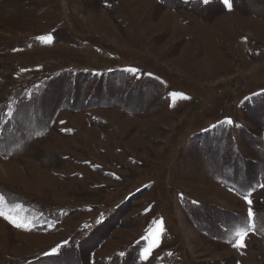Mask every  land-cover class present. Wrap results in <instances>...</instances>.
<instances>
[{
	"label": "rangeland",
	"instance_id": "obj_1",
	"mask_svg": "<svg viewBox=\"0 0 264 264\" xmlns=\"http://www.w3.org/2000/svg\"><path fill=\"white\" fill-rule=\"evenodd\" d=\"M261 185L264 0H0V264H264Z\"/></svg>",
	"mask_w": 264,
	"mask_h": 264
},
{
	"label": "snow or ice",
	"instance_id": "obj_2",
	"mask_svg": "<svg viewBox=\"0 0 264 264\" xmlns=\"http://www.w3.org/2000/svg\"><path fill=\"white\" fill-rule=\"evenodd\" d=\"M207 2H208V0H205V3H207ZM223 3L225 4L226 7L229 8V10L231 9V0H223ZM38 39H42L43 40V39H45V37H38ZM51 39L52 38L49 35L47 37V41L51 42ZM129 70L132 71V72H137L138 71L137 69H129ZM171 95L172 96H176L178 94L177 93H171ZM179 95H182V94H179ZM226 122L227 123H232V120L230 118H228ZM61 123H63V122H61ZM261 186L264 187V185H261ZM244 198L249 204L252 203V201L249 200L247 196H245ZM3 199L4 198L2 196H0V203L3 202ZM0 216H3L6 219H9V221L11 223H13L14 226H16V227H24L26 229L28 228L27 223L22 222V221H20L18 219H15L10 213L6 214L2 209H0ZM253 216H254V213H253V210L250 207L249 210H248V215H247V221L248 222L243 227H237L236 230L233 232V235L235 237L239 238L233 244L234 247H246V245L244 244V239L246 238V236L248 234V231H250L252 229V227H253V225L251 223ZM154 223L159 227V231L162 233L163 232V227H162L163 221H162V218H161L160 221H156ZM56 251H57V248L51 249L52 253H56ZM147 251L148 250H142V252H147ZM121 255H123V253H121ZM144 258H147L146 255H145Z\"/></svg>",
	"mask_w": 264,
	"mask_h": 264
},
{
	"label": "crops",
	"instance_id": "obj_3",
	"mask_svg": "<svg viewBox=\"0 0 264 264\" xmlns=\"http://www.w3.org/2000/svg\"><path fill=\"white\" fill-rule=\"evenodd\" d=\"M114 172H115V170H113ZM118 174V173H117ZM119 175V174H118ZM116 176V175H115ZM120 176V175H119ZM114 179H119L117 176H116V178H114Z\"/></svg>",
	"mask_w": 264,
	"mask_h": 264
}]
</instances>
